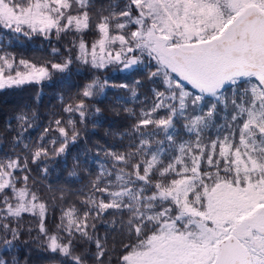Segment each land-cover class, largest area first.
Listing matches in <instances>:
<instances>
[{
	"label": "snow or ice",
	"instance_id": "6c2138e0",
	"mask_svg": "<svg viewBox=\"0 0 264 264\" xmlns=\"http://www.w3.org/2000/svg\"><path fill=\"white\" fill-rule=\"evenodd\" d=\"M94 8L93 0H0V34L49 43L69 32L80 37L63 59L44 65L17 59L0 39V90L86 67L91 81L76 93L80 102L64 109L83 124L92 115L88 99L109 87L100 70L130 74L142 66L164 88L152 90L150 109L124 133L125 151H104L81 208L62 209L51 230L49 206L28 183L30 165L47 176L50 162L79 138L76 121L56 119L42 142L24 145L27 155L0 158V245L15 246L22 214L31 213L36 227L28 231H37L53 257L106 264L107 237L96 229L107 225L105 217L119 216L112 224L119 223L128 243L117 264H264V0H123L97 12L96 22ZM93 30L98 39L88 44L82 37ZM51 53L61 56L55 47ZM110 87L136 96L127 83ZM17 119L22 129L32 126ZM51 131L59 135L48 140ZM77 237L95 251L74 255ZM0 264L19 261L0 253Z\"/></svg>",
	"mask_w": 264,
	"mask_h": 264
},
{
	"label": "trees",
	"instance_id": "16d2710c",
	"mask_svg": "<svg viewBox=\"0 0 264 264\" xmlns=\"http://www.w3.org/2000/svg\"><path fill=\"white\" fill-rule=\"evenodd\" d=\"M95 8L92 11L93 21L96 22V13L108 8L109 4L123 3V0H93ZM106 14V13H105ZM79 34L69 32L62 35L59 40L52 37L51 42L39 38L26 40L9 38L0 34V39L8 45L7 50L17 59H29L41 65L59 62L67 55V48L71 42L78 43ZM88 44L98 39L96 31H86L82 37ZM55 47L60 50L61 56L54 57L51 49ZM79 68V71L77 70ZM152 70H155L154 68ZM103 82L104 77L109 78V87L103 92H97L94 97L89 98L86 103L91 105L92 115L85 123H80L79 115L69 114L64 111L69 105L77 104L76 93L81 91V85L91 81V75L86 67L73 65L70 73H54L51 81L42 84H29L21 88L0 90V158L16 155L25 156L27 150L25 144H35L40 141V136L46 127L55 129L54 121L61 119L66 122L69 119L76 121L79 131V138L69 144L66 153L60 154L49 164V171L45 176L35 165H30L32 171L28 181L29 186L35 182V190L42 198L40 202H45L49 206L47 225L51 230L54 225L60 222L62 209L67 211L69 207L75 205L81 208L79 200L83 198L81 193H87L91 186V181L99 173V165L104 161V151L118 150L125 151L129 143V137L124 135L131 132L132 126L138 123L142 110H149L153 102V89L163 90L164 86L160 79L155 81L147 78V70L142 66L134 69L130 74H113L111 68L107 71L100 70L97 73ZM139 77L142 83L138 86L135 81ZM127 83L130 87H135L136 96L130 90L124 88L112 89L110 85ZM188 90H191L190 88ZM231 90L227 96L231 97ZM101 109L96 112L95 109ZM126 109H132L129 113ZM231 106L229 104L230 119ZM159 115L165 113L161 111ZM24 116L31 127L21 128L22 122L17 119ZM221 116L224 113L221 112ZM223 120L218 119L217 123ZM183 119L177 121V129L180 136H184L182 128ZM66 126V124H62ZM13 129V130H10ZM69 131L71 129L69 128ZM18 132H23L18 136ZM57 131L48 133L47 139L53 136L58 137ZM162 138V137H161ZM58 148L59 145L57 144ZM22 175V173H17ZM23 186V185H19ZM21 227L24 229L15 246L8 250L0 245V253L7 260L18 259L19 264H67V258L62 253L54 257L49 250L42 248L46 243L42 237L38 236L35 229L36 218L31 213L22 214ZM120 219L119 216H107L104 218L108 223H98L96 232L101 236L107 237V248L109 249V259L106 264H117L119 257L123 253V244L128 243L126 233L120 230V225L112 224V220ZM126 220L127 217H124ZM15 223L13 227H15ZM113 227L116 228L113 231ZM11 239V237H8ZM95 251L94 245L87 240L77 237L74 244V255H87ZM85 264H93L91 259L86 260Z\"/></svg>",
	"mask_w": 264,
	"mask_h": 264
}]
</instances>
